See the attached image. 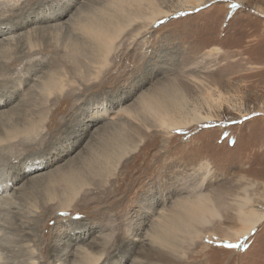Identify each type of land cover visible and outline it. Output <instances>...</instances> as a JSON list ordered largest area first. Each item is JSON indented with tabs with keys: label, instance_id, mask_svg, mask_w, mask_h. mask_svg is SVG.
I'll list each match as a JSON object with an SVG mask.
<instances>
[{
	"label": "rangeland",
	"instance_id": "obj_1",
	"mask_svg": "<svg viewBox=\"0 0 264 264\" xmlns=\"http://www.w3.org/2000/svg\"><path fill=\"white\" fill-rule=\"evenodd\" d=\"M110 1L22 0L10 21L18 23L27 17V23L14 35L0 37L6 40L29 32L31 42L39 44L28 59L19 58V44L0 53L6 57L1 56L0 65L8 63L7 75L15 84L10 93L0 96V102L19 96L3 111L11 117L10 123L19 127L25 120L39 124L37 137L17 138L2 155L22 158L34 142L43 144V137H54L58 144L39 169L25 160L13 168L11 182L0 184V190L8 187L0 197L14 196L15 202L5 210L0 208V264H27L31 258L37 264H59L56 256L68 251L63 249L67 245L72 246V254L61 258L67 264L76 260L72 255L77 245L102 253L99 264H163L151 259L156 248L143 239L145 232L158 212L193 189L199 190V185L202 193H210L229 209L222 212L221 223L205 229L212 235L211 244L187 241L182 246L184 257L167 254L171 264H225L228 257H232L230 264H264V222L258 226L257 243L248 252L234 254L216 247L217 241L238 240L233 230L239 225L231 220V203L236 196H243L242 188L254 185L249 196L257 210H264V0H204L203 5L209 7H195L201 8L200 12L195 8L178 10L180 0H156L162 9L173 10L172 15L153 26L133 23L116 41L108 65L94 80L96 58L91 57L87 40L67 25L77 11L101 8ZM230 4L240 7L230 9ZM63 10L59 18L39 20ZM177 12L188 15L177 16ZM52 25L56 28L48 29ZM37 30L44 31L43 36ZM209 51L211 55L206 56ZM125 72L133 73L129 77L133 88L105 91L111 86L108 82L114 83ZM54 74L66 87L62 94L47 98L34 87L40 77L57 78ZM35 78L36 82L31 80ZM25 79L29 81L19 86ZM169 80L185 93L190 106L195 104L202 113H210L213 120L179 133L160 131L135 102L141 93ZM205 90L216 101L211 112L201 100ZM96 95L102 104L94 102ZM97 107L99 117L94 114ZM123 108L138 114L136 119L120 115ZM84 111L93 114L85 120ZM245 116L249 119L244 120ZM233 120L240 123H231ZM1 127L0 122V134ZM116 140L129 147L138 144V148L121 161L108 180L104 181L103 175L90 176L94 155L109 149ZM66 168L84 175L91 191L82 192L68 215L61 216L56 213L57 205H48L47 193L61 194L62 184H51L50 179ZM29 169L35 172L28 174ZM22 175L21 180L14 179ZM24 226L29 228L20 233Z\"/></svg>",
	"mask_w": 264,
	"mask_h": 264
},
{
	"label": "bare ground",
	"instance_id": "obj_2",
	"mask_svg": "<svg viewBox=\"0 0 264 264\" xmlns=\"http://www.w3.org/2000/svg\"><path fill=\"white\" fill-rule=\"evenodd\" d=\"M21 1L22 0H0V37L9 34L14 35L16 31L20 29L21 25L27 23V20H24L27 17H23L18 23L12 22L13 20L10 21V19H12L14 8H16ZM203 1L204 0H180L178 10L193 9L203 5ZM64 12L65 10L59 12L57 15L53 14L52 16L49 15L47 18L43 17L38 19L40 21H45L47 19L59 18L64 14ZM171 12H173V10L169 11L162 9L156 0H111L107 3V5L101 8L77 11L69 19V25L67 26L77 30L78 33H80L87 40L90 51H92L93 55H91V57L96 58V62H94L95 73L92 77L94 80H97L101 71L109 63V58L113 52L114 44L126 29L130 28L131 25L136 22L142 23L143 25L147 24L146 26H153L157 20L171 16ZM54 26L55 25H52V27H49L48 29L56 28ZM61 27V25H58L59 29H61ZM31 32L33 33L34 30ZM43 33L42 31L41 33H38L37 30V34L39 36H43ZM34 34L35 32L33 35ZM139 34V32L136 33V35ZM31 39V33L25 32L23 35L19 34L15 38L11 37V39L0 40V53L10 50L11 45L17 46V44H19V58H22V60L28 59V57H31L30 53L33 49L37 51V49H35L37 48V44L34 45L36 42L33 44L34 41L31 42ZM39 40L41 41V38ZM76 44L79 43L76 42ZM37 46H39V44ZM4 54H1V56H4ZM210 55L211 51L206 53V56ZM1 62L3 63L4 61ZM24 66H22V68ZM7 67L8 63H3V66L0 68L2 71L1 74H8L9 67ZM8 77L10 80H13L10 75H8ZM53 77L54 76L49 75L40 77L39 80L36 79L37 77L31 80L35 82L37 80L38 84L34 88H37L36 90L39 92L45 93L47 98H49L52 94L55 95V93L58 95L62 94L66 87L64 83L65 81L61 79L60 76H56L57 78ZM28 81L29 80L27 79L23 82L21 81L19 86L26 84ZM205 91L206 92L202 94L203 99L201 98V100L207 107L206 109L211 112L212 106L216 104V101L209 90ZM184 94L185 93L179 90L175 81L169 80L156 84L151 90L141 93L135 103L138 110L144 116L153 120L159 130L165 133L176 129H187L193 125H199L213 120L210 113H202L201 108H198L195 104L190 106V101ZM218 95L221 96L220 92ZM18 97V95L12 96V100L0 102V117L2 116L0 118V122L3 124V127H1L2 133L0 134V150H3V152L0 151L1 155H5V151L10 148V145H13L16 142L17 138L28 137L32 134L35 135L36 132L39 131V124L35 121L27 122L25 120L24 125L20 127L19 125H15L16 123H10L11 117H9L8 113L6 114V112L3 111V107L10 104V101H15ZM16 109L18 108H14V110ZM8 111L10 112V109H8ZM119 113L120 115L122 114L125 117L134 119L138 116V114L126 108L119 110ZM94 114L95 117H99L101 115L97 112ZM6 115L8 116L5 117ZM137 148L138 144L133 147H129L122 145L118 140L114 141L109 149H104L105 151H102V153L94 155V159L89 164L90 176L91 174L92 176L99 177L103 175L104 181L108 180L115 174L121 161L129 154L133 153ZM10 156L11 155H9V157ZM200 170H202V168H200ZM29 172L33 173L35 170L29 169L27 173L29 174ZM23 176L24 175L20 177L18 176L14 179L16 181L21 180ZM31 181H34V179ZM50 181L51 184L60 183L63 186L61 194H57L51 190L47 193V201L49 202L48 205H57L56 213H66L70 211L71 208L73 209L74 201H77L76 199L80 194H82V192L91 191V184L87 181L86 177L74 171L73 168L57 170L55 175H51ZM6 186L5 188L1 187L0 196L6 194L8 189ZM196 188L200 190L201 185ZM252 188H254V185L242 188L241 192L243 196H236V200L231 203V206L234 207V219L232 218L231 220L235 221L239 225L236 230H233L235 238H240L243 234H246L249 227L253 223H255L258 227L264 222V210L260 211L255 208L254 202L250 197L251 195L248 193V190ZM199 190L193 189L190 191L188 196L180 197L178 200L176 199V201H173L167 210L165 209L164 211L157 213L154 224L151 225L147 232H145L143 238L147 241L148 245L156 248L154 252H151V259L155 258L163 264H171V259L167 256V254H170V256L173 255V257H184L185 249L183 250L182 246L187 241L188 243L198 241L205 245L207 241L211 240L212 235L209 232L205 233V229L214 226V222L221 223L223 221L222 212H226V209H229V207L225 209V204L221 205L219 199H214L210 193H202L201 190ZM76 203L77 202H75V205H77ZM13 204H15L14 196L9 197L8 199L0 197L1 209L4 208L5 210V208ZM28 228V226H24L22 230H20V233H23L25 229ZM75 246L76 245L73 247ZM63 249H68V251L64 252L59 257L56 256L55 261L59 262V264H67L61 258L65 255L69 257L72 254V246L70 247L67 245V247ZM158 249L162 250L166 254L157 252ZM73 252L72 256L76 259H74L75 261L73 264H99L103 255L102 253L92 252L90 247L85 248L78 245L73 249ZM30 255L31 257H34L33 251L30 252ZM27 264L37 263L33 258H31V261L27 262Z\"/></svg>",
	"mask_w": 264,
	"mask_h": 264
},
{
	"label": "snow or ice",
	"instance_id": "obj_3",
	"mask_svg": "<svg viewBox=\"0 0 264 264\" xmlns=\"http://www.w3.org/2000/svg\"><path fill=\"white\" fill-rule=\"evenodd\" d=\"M208 5H202V8H207ZM240 5L237 4H230L229 8H238ZM201 8H195V12H200ZM177 16H185L188 15V13L184 12H177ZM159 24H163L164 21H158ZM133 75V73L125 72L119 80L113 82H108L111 86H106L105 91H115L118 88L121 87H127V88H133V81L129 79V77ZM26 86V85H25ZM142 86V85H140ZM15 87V84L12 80L9 79L8 75L6 74H0V96H4L7 93H10L11 90ZM135 90H138L136 88ZM86 92H91V89H85ZM79 99V97H78ZM94 102L97 105L102 104L101 98L99 95H96L94 97ZM87 107V104L85 105ZM97 113H100V108L97 107L95 110ZM93 113L90 111H84L82 118L88 119ZM253 115H256V113H253ZM249 117L245 116L244 120H248ZM231 123H240L238 120H233ZM207 127V125H204ZM177 133H179L181 130L176 129ZM186 135V133H185ZM43 139L45 142L43 144L39 143V141L34 142L30 147L25 149L26 155L22 158L18 157H7L0 155V184H7L11 182L12 180V170L15 168L19 163H23L25 160H29L33 162V166L37 169L40 168V164L43 161L44 157L49 153L53 152L58 148V144L54 137H43L40 138ZM232 143H235L234 141ZM59 215L65 216L68 215L67 213H60ZM76 219H80L79 216L76 217ZM259 231L257 225L253 223L246 234H243L241 238H238L237 242L233 243L228 240H222L216 242V247L221 248L227 251H231L234 254L237 252L246 253L249 249L253 247L257 243L255 237L257 232ZM110 240V237L107 238ZM207 243L211 244L212 241L209 240ZM107 246V245H105ZM232 257L226 258L225 264H230Z\"/></svg>",
	"mask_w": 264,
	"mask_h": 264
}]
</instances>
